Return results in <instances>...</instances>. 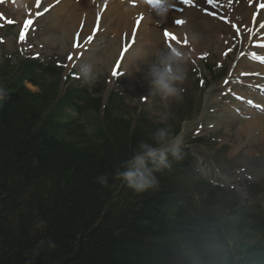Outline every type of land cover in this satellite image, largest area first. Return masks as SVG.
Wrapping results in <instances>:
<instances>
[{
	"label": "trees",
	"instance_id": "16d2710c",
	"mask_svg": "<svg viewBox=\"0 0 264 264\" xmlns=\"http://www.w3.org/2000/svg\"><path fill=\"white\" fill-rule=\"evenodd\" d=\"M61 75L33 61L0 69V264H264L261 205L221 200L228 193L187 151L134 193L115 172L163 126L114 92L62 97ZM104 174L108 186L97 183ZM245 229L256 244L234 240Z\"/></svg>",
	"mask_w": 264,
	"mask_h": 264
},
{
	"label": "rangeland",
	"instance_id": "374dc122",
	"mask_svg": "<svg viewBox=\"0 0 264 264\" xmlns=\"http://www.w3.org/2000/svg\"><path fill=\"white\" fill-rule=\"evenodd\" d=\"M18 1L17 5L14 2L11 4L0 2V66L3 65L5 57H9L15 64L23 58H36L40 62L56 64L62 69L61 83L64 89L68 84L73 85L72 82L77 81L84 87H100L105 96L115 90L122 94L131 112H134L136 116L145 115L155 127L160 125L172 126L174 129L179 127V136L183 144L201 134L208 135L207 140L213 144L212 148H201L202 155L200 152L196 153L199 156L200 170L208 178L220 179L223 183L226 180L229 182L226 184L227 187L235 185L237 181L241 184L247 179H252L254 183L264 188V113L254 114L244 111L245 117L239 116L233 111V106L237 104L224 99L227 97L223 95V92L227 90L229 93L227 96L231 98L232 93L230 92L233 88L243 89L239 83L245 84L249 83V80L253 81L249 76L243 77L245 74H252L253 68L245 61H241L240 54L236 57L233 53L224 55V51L233 48L237 42H242L241 52L249 46L250 35L247 36L248 43L239 41L236 38L237 32L233 33L224 25V19L230 15H235L233 20L239 25H247L244 21L250 17V8H247L246 0H218V12L205 6L202 0H198L195 5H200L205 15L199 10L198 5L191 6V9L184 6L183 12L179 15L176 10L184 3L181 0H175L176 7L170 12L167 20L172 23L179 17L184 21L182 27L178 28L177 34H174L175 39L166 38L159 23L154 21L158 22L159 18L150 9L146 10L144 4H140L144 14L138 15V17L142 16L138 18V25L145 17L154 20L149 23V28L147 26L138 32L137 41L133 45L131 43L134 35L127 37L119 33L118 37L113 36L111 29L106 28L110 25L109 21L106 26L104 25V29L96 28L97 31L94 30L96 35L92 37L86 32L88 28L85 21H81L78 25L75 24L77 31L74 37L86 36L87 40L85 43L81 41L79 47L77 46L78 53L75 57L70 53L74 41L64 38V33L60 31L59 26L57 30L54 28L57 21L61 20L62 14L52 10L46 15L47 12L44 11L34 19L32 18L34 15L32 4L24 9L20 7L23 0ZM58 1H55L49 8H54L53 5L57 6ZM51 3L46 1L45 5ZM24 12H28V15L26 16ZM25 20H32V22L27 25ZM169 29L174 31V25ZM242 31L246 33L247 30L242 29ZM22 36L23 39H21ZM50 38L54 39V43L49 40ZM93 44L96 47H93ZM111 44H114L118 50L120 49L121 55L114 63L117 55L113 54L111 63L106 65L103 61ZM168 47H175L184 54L185 80L179 85L184 90L181 98L164 102L158 95L149 93L147 76L148 67L155 59L156 53ZM130 51L133 53L128 57ZM206 55L209 56L207 61L211 64L224 65V73H229L230 77L228 85L221 82L210 85L205 90L201 87L199 90L196 89L199 81L210 79L201 61V58ZM88 61L94 62L100 73L93 84H85L78 74L79 64ZM117 72L118 74H114ZM261 81L264 82V79ZM209 89H213L214 94L207 102L206 98L213 93L208 96ZM243 93L245 94L246 91L244 90ZM188 102H193L194 109L180 108ZM164 115H167V120L161 123V117ZM181 119H186V121L180 122ZM241 187L242 189L234 190L235 194L232 196L226 195L228 197L221 198V200L228 203L240 201L248 205L250 201L256 203L257 198L259 201L264 200V194L254 198L249 190ZM215 209L220 213L224 212V204ZM239 233L234 240L237 239L247 245L258 242L259 237L256 233L249 232L247 229Z\"/></svg>",
	"mask_w": 264,
	"mask_h": 264
},
{
	"label": "clouds",
	"instance_id": "9594fccd",
	"mask_svg": "<svg viewBox=\"0 0 264 264\" xmlns=\"http://www.w3.org/2000/svg\"><path fill=\"white\" fill-rule=\"evenodd\" d=\"M147 7L159 18L160 23L167 21L176 4L175 0H149ZM183 60L184 54L175 47H168L156 53L155 59L148 67L147 80L151 95H158L164 102L181 98L184 90L179 85L185 80ZM78 74L85 84H93L100 73L95 63L88 61L79 64ZM166 120L167 115L161 117V123ZM151 139L152 142L139 141L131 158L123 162V170H117L113 177L136 194L145 193L157 185L156 174L171 167L169 155L177 161L183 159V140L180 136H173L168 128L157 129ZM96 179L102 186L109 185L107 174ZM49 244L54 246V242L49 241Z\"/></svg>",
	"mask_w": 264,
	"mask_h": 264
},
{
	"label": "bare ground",
	"instance_id": "6f19581e",
	"mask_svg": "<svg viewBox=\"0 0 264 264\" xmlns=\"http://www.w3.org/2000/svg\"><path fill=\"white\" fill-rule=\"evenodd\" d=\"M40 5H42L43 11H47L46 15L50 14V11L54 10L58 12L59 14H62L61 20L57 21L56 25H54V28L56 30L58 29L57 26H59L60 31H63L64 33V38H67L68 40L74 41V39L77 38L74 37L76 34V27L75 24H79L81 21H85L87 25V34L90 35L91 37L94 35V30L96 28H99L101 26V29H104L106 26L107 21H109L110 25H107L106 28L111 29V34L113 36L118 37L119 33L125 34V36L130 37L134 35L137 31L141 32L144 28H149L150 25L149 23L153 22L154 19H147L146 17L142 20L140 27L135 25L134 22L136 19H138V15L140 13H143V9L141 7L135 9L126 3H116V0H59L57 6L53 5L54 8H49L50 5L54 4L55 1L57 0H39ZM46 1L52 2L51 4L45 5ZM54 1V2H53ZM1 3H7L11 4L14 2V4H18V0H0ZM34 0H23V3L20 4V7L27 9L28 6L32 4L34 5ZM257 2V0H247V4H250V7ZM108 4L106 11H104V7ZM45 5V6H43ZM34 10V15H32V18H37V16L40 14H37L35 12V6H33ZM147 10V9H146ZM25 13V12H24ZM58 14V15H59ZM25 15H28V12L25 13ZM65 16V17H63ZM169 18V17H168ZM65 19V21H63ZM26 24L29 25V21L32 22V20H25ZM155 23H158L156 20H154ZM176 21V19H175ZM64 22V23H63ZM105 25V26H104ZM161 26V29H169L170 26L174 25V31L177 33L178 32V24L176 22L170 23L169 20L166 22L159 23ZM158 26V27H160ZM123 30L124 32H120ZM257 30L255 29L254 33ZM25 34V32H22ZM133 37V36H132ZM81 40L82 42L85 43L87 40L86 36L83 38H77ZM77 39L73 42L71 45V48L73 50L70 51L71 54H74L76 51V45H77ZM50 41L52 40L51 38L49 39ZM54 43V39L52 40ZM96 47V45L93 44V47ZM257 46V45H255ZM108 52L104 57V63L106 65L110 64L112 61V56L113 54L116 53V63L118 61L119 56L121 55L120 49L118 50L117 48L114 47V44H111L108 47ZM78 52H76L77 55ZM133 52L130 51L128 57L131 56ZM96 58V57H95ZM112 70V68H111Z\"/></svg>",
	"mask_w": 264,
	"mask_h": 264
},
{
	"label": "snow or ice",
	"instance_id": "6c2138e0",
	"mask_svg": "<svg viewBox=\"0 0 264 264\" xmlns=\"http://www.w3.org/2000/svg\"><path fill=\"white\" fill-rule=\"evenodd\" d=\"M150 2H151V0H150ZM181 2L187 4V3H189V0H181ZM29 23H31V22L29 21ZM176 23L177 24H183L184 21L178 20V21H176ZM165 35L168 36L171 39H175V37H173L171 33H167L166 32ZM21 39H23V36L21 37ZM77 46L79 47V45H77ZM69 58L71 59V57H69ZM114 74H118V72L117 73H114Z\"/></svg>",
	"mask_w": 264,
	"mask_h": 264
}]
</instances>
